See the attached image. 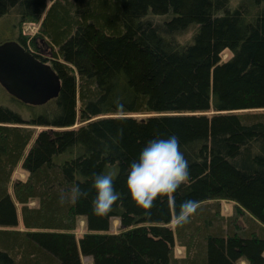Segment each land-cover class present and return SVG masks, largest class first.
<instances>
[{"label":"trees","instance_id":"trees-1","mask_svg":"<svg viewBox=\"0 0 264 264\" xmlns=\"http://www.w3.org/2000/svg\"><path fill=\"white\" fill-rule=\"evenodd\" d=\"M3 24L61 90L0 104V264H264V0H0ZM173 133L189 177L145 210L126 186L130 163ZM102 172L120 198L99 216ZM77 183L87 195L61 203ZM189 198L232 201L257 230L224 233L197 209L171 225Z\"/></svg>","mask_w":264,"mask_h":264},{"label":"clouds","instance_id":"clouds-1","mask_svg":"<svg viewBox=\"0 0 264 264\" xmlns=\"http://www.w3.org/2000/svg\"><path fill=\"white\" fill-rule=\"evenodd\" d=\"M118 111L124 109L119 100L116 101ZM189 177V161L181 150L179 137L173 133L166 138H151L142 146L138 158L129 166L126 186L137 206L151 209L157 197L165 194L171 196L182 182ZM96 190L91 204L94 214L106 215L120 198L112 173H98L92 181ZM87 193L80 185L73 184L68 190H61L59 200L76 202ZM198 201L187 199L180 204L175 217L177 222L186 221L198 207Z\"/></svg>","mask_w":264,"mask_h":264},{"label":"water","instance_id":"water-1","mask_svg":"<svg viewBox=\"0 0 264 264\" xmlns=\"http://www.w3.org/2000/svg\"><path fill=\"white\" fill-rule=\"evenodd\" d=\"M0 85L16 99L41 105L56 98L61 81L54 69L15 41L0 45Z\"/></svg>","mask_w":264,"mask_h":264},{"label":"rangeland","instance_id":"rangeland-1","mask_svg":"<svg viewBox=\"0 0 264 264\" xmlns=\"http://www.w3.org/2000/svg\"><path fill=\"white\" fill-rule=\"evenodd\" d=\"M4 26V27H1ZM38 25H34L31 22L25 23L23 25L24 29L28 32H35L38 27ZM0 28L2 32H0V40L3 42H6L8 39L15 40L16 38V30L12 28L10 25H0ZM190 35H187L183 37V40L189 38ZM230 56L229 53H226L224 55V58H228ZM0 104L3 106H12V100L10 98V95H8L7 92L3 90L0 86ZM27 116V115H26ZM26 177V174L23 172L21 168H18L13 175V179L21 178L24 179ZM197 211L205 213V215H198L199 220H205L207 217L211 216L213 221L211 223V226L221 228L224 233H231L234 230H257L256 227H254V220L250 218V216L246 215L244 211H242L234 202L228 201V200H212L204 204L202 208H198ZM177 221H173L171 225L174 226V224ZM85 222L82 220L80 222V227L77 231V236H80L85 232ZM23 229V228H21ZM110 230L112 232H116L120 230V221L117 218H113L111 220V226ZM175 255L177 257H184L186 255L185 249L177 244L175 247ZM82 262L83 264H93L92 257L82 256ZM242 264H246L244 261Z\"/></svg>","mask_w":264,"mask_h":264},{"label":"flooded vegetation","instance_id":"flooded-vegetation-1","mask_svg":"<svg viewBox=\"0 0 264 264\" xmlns=\"http://www.w3.org/2000/svg\"><path fill=\"white\" fill-rule=\"evenodd\" d=\"M41 61V60H40Z\"/></svg>","mask_w":264,"mask_h":264}]
</instances>
